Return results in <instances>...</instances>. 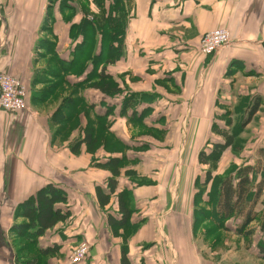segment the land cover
<instances>
[{
	"label": "crops",
	"instance_id": "1",
	"mask_svg": "<svg viewBox=\"0 0 264 264\" xmlns=\"http://www.w3.org/2000/svg\"><path fill=\"white\" fill-rule=\"evenodd\" d=\"M0 12L7 16L0 72L25 84L27 104L0 109V264H16L14 226L27 222L21 204L48 183L64 189L67 200L57 206L69 215L35 238L49 257L34 264H64L59 252L70 235L92 244L89 261L77 264H120L122 252L129 264H264L257 248L264 230L251 226L259 213L264 219V188L245 231L215 229L207 194L220 177L195 165L218 141L214 134L224 138L212 129L216 116L221 129L233 127L231 109L244 115L235 136L241 159L248 156L241 165L264 159V0H129L121 53L105 65L120 88L112 95L92 85L97 74L87 80L89 71L67 70L82 40L71 33L81 4L0 0ZM215 28L227 29L230 42L204 54L200 38ZM124 97L131 101L122 111ZM110 158L120 160L116 175ZM220 232L229 234L215 238Z\"/></svg>",
	"mask_w": 264,
	"mask_h": 264
},
{
	"label": "trees",
	"instance_id": "2",
	"mask_svg": "<svg viewBox=\"0 0 264 264\" xmlns=\"http://www.w3.org/2000/svg\"><path fill=\"white\" fill-rule=\"evenodd\" d=\"M111 9L110 6L105 10L104 19L105 24L94 26L91 21L82 20L78 24L71 26V33L74 36L80 34L82 40L76 44L72 49V57L69 59L67 65L68 71H73L78 76L81 73H89L86 79H92L94 74H97V80L92 85L98 88L101 92L112 95L120 90L117 83L113 80L111 75L105 73V65L113 57L118 58L121 53V43L123 36V25L117 11L123 12L124 9ZM108 14V16H106ZM124 15V12H123ZM119 19V20H115ZM97 33V35H96ZM115 39L116 46L112 43L108 44L109 40ZM51 49V48H50ZM131 101V97H124L122 100V111L125 110L126 105ZM255 107L250 108L249 116L255 110ZM227 125L230 126V120H227ZM215 125V124H214ZM213 131L223 135L222 141H213L210 152L205 154L204 150L199 152L198 158L200 161H207L209 156L221 154L228 148L235 146L236 139L231 130H226L225 127L215 128ZM91 133L85 132L84 141L88 144ZM90 140V145L91 144ZM260 156L264 157V148L260 150ZM209 160V158H208ZM118 158H110L106 165L112 167V174L118 173L119 167ZM209 171L206 172L205 181L210 179ZM218 185L212 183L210 192L207 194L208 198L213 201V214L215 215L218 227L227 228L225 222L229 219L233 220V227L237 233L245 231L246 227L255 219L256 203L262 194L264 188V159L258 160L252 167L249 163L240 166H232L219 179ZM110 190L114 188V180L109 179ZM96 195L100 204L107 201V196L102 194L101 190L96 189ZM67 197L63 188L60 186L48 183L39 188L33 196L25 199L21 204V216L27 219V222L17 224L16 234L20 237H28L31 240L43 233L47 228L53 227L58 221L64 220L68 215V210H62L57 206L58 203L66 202ZM122 217L116 220L118 225L127 222V211L120 207ZM228 229V228H227ZM261 229L264 230V219L261 224ZM258 252L264 258V240L261 239L257 244ZM43 253H48V249L43 250ZM19 263V262H18ZM33 264V261H26L24 264ZM120 264H129L122 252Z\"/></svg>",
	"mask_w": 264,
	"mask_h": 264
},
{
	"label": "rangeland",
	"instance_id": "3",
	"mask_svg": "<svg viewBox=\"0 0 264 264\" xmlns=\"http://www.w3.org/2000/svg\"><path fill=\"white\" fill-rule=\"evenodd\" d=\"M77 2L83 6L84 11H85L83 14H81V15H83V18L79 22H81L82 20L91 21L92 24H94V26L95 25L100 26L101 24H104L103 22H105L106 19L108 20V17H106V19H104V15H105V13L103 12L104 7L110 6L111 9H117V10L120 9L121 7H123L124 11H126V6L128 5L129 0H93V1H91V0H73L74 4H76ZM91 2H93L94 4H89ZM123 12L117 11L115 16H116V18H118L117 17L118 15L120 16V19L122 21V25L124 28V23H125V20L127 18V15H125V14L123 15ZM75 16H77V14H75V13L69 14V22L70 23L74 21ZM106 16H108V14ZM115 20H119V19H115ZM6 21H7V16H5L4 13L0 12V24L3 27L2 28L3 32H5L3 24L6 23ZM44 24H48V22H46ZM96 35H97V33H96ZM122 38H123V36H122ZM49 42L50 41L48 40L47 43H49ZM234 113H235V110H232V109L229 110V116H232V117H229L231 124H233L232 130H233L234 136H236V133H237L236 131H238V129H240V130L242 129V126L241 125L239 126V124L241 123V120L243 119L244 115L235 116V115H233ZM219 117L220 116L218 114L216 116L218 121H216L217 123H215V125H214L215 128L220 127L219 126V124H220L219 123V121H220ZM223 124H225V119H224ZM214 135L215 136H213V140H215V139L218 141L221 140V138L219 136H217L216 134H214ZM207 148H209V147H207ZM239 149H241V144L236 139L235 146L232 147L227 152L224 151L221 154H217L216 158L214 160H211V159H213L215 155L209 156L208 157L209 160L207 158V161H206L207 164L202 163L201 161H199L200 159L198 158V162H195V165L196 164H200L201 166L206 165L207 169L212 170V174H214L216 177H221L232 166L241 165L242 162L247 160L248 156H243V160L241 159L242 155L239 152ZM248 154L250 155V152ZM201 174L204 175L203 172ZM205 206H208V203ZM203 208H205V207H203ZM207 213H208V209H207ZM262 218H263V213L261 212V213H259V219H261V220H255V222H253L251 226H254L255 229L259 228L262 224ZM232 222H233V220H231V219L227 220L225 222V226H228L227 227L228 229H223V230H232V227H233ZM61 228H63V227H61ZM214 228L217 229V224L215 223V221H214ZM59 229L60 228L58 227L55 229V231H57ZM228 234L229 233H226V232H223V233L220 232L218 235H215L216 236L215 238L219 239L220 236H227ZM69 237L71 240H69V241L66 240V250L63 251V253H62V251L59 252V254L63 257V259L66 260V261H64V264H71L69 262V253H70L69 251L71 250V248L73 246H75V245L77 246L80 242H83V241H86L90 245V247L92 245L90 242H88L87 240H84V239L73 240V239H75L74 237H76L75 235H70ZM13 244H15V246H17V245L21 246V250L18 251L16 254V260H17L16 264H24L27 260H32L33 264L35 262L36 263H46V260L49 257V255L43 256V257L39 255L38 251L35 249L37 246V241L35 239L31 240L30 238H28L26 236L25 237L19 236L18 240H13ZM89 250H90V248H89ZM55 253L56 252H53L50 255H55ZM88 261H89V258H88V254H87V256L84 258V260H82L81 262L87 263Z\"/></svg>",
	"mask_w": 264,
	"mask_h": 264
},
{
	"label": "built area",
	"instance_id": "4",
	"mask_svg": "<svg viewBox=\"0 0 264 264\" xmlns=\"http://www.w3.org/2000/svg\"><path fill=\"white\" fill-rule=\"evenodd\" d=\"M230 42V35L225 28H216L204 33L199 41L204 54H213ZM26 86L16 76L0 72V109L14 112L26 109ZM90 245L80 242L70 253L69 262L77 264L84 260Z\"/></svg>",
	"mask_w": 264,
	"mask_h": 264
}]
</instances>
